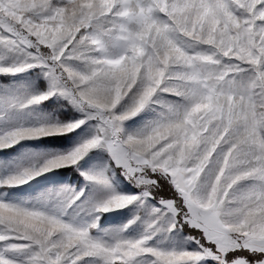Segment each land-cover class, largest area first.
Instances as JSON below:
<instances>
[{
	"label": "snow or ice",
	"instance_id": "snow-or-ice-1",
	"mask_svg": "<svg viewBox=\"0 0 264 264\" xmlns=\"http://www.w3.org/2000/svg\"><path fill=\"white\" fill-rule=\"evenodd\" d=\"M0 264H264V0H0Z\"/></svg>",
	"mask_w": 264,
	"mask_h": 264
}]
</instances>
